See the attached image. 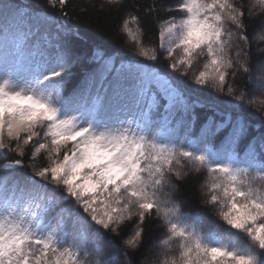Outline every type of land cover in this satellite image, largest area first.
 Here are the masks:
<instances>
[{
    "label": "snow or ice",
    "instance_id": "6c2138e0",
    "mask_svg": "<svg viewBox=\"0 0 264 264\" xmlns=\"http://www.w3.org/2000/svg\"><path fill=\"white\" fill-rule=\"evenodd\" d=\"M69 2L47 0L53 18L0 0V264H264V0L153 4L145 15L169 13L158 45L138 5L85 0L126 11L134 54L163 67L82 33ZM202 170L205 207L185 211L181 184ZM153 214L161 238L141 252Z\"/></svg>",
    "mask_w": 264,
    "mask_h": 264
},
{
    "label": "trees",
    "instance_id": "16d2710c",
    "mask_svg": "<svg viewBox=\"0 0 264 264\" xmlns=\"http://www.w3.org/2000/svg\"><path fill=\"white\" fill-rule=\"evenodd\" d=\"M28 2V0H25ZM33 5L43 9L49 16L55 18L59 16V9H53L47 7V0H31ZM99 2V0H97ZM131 4H136L139 6V11L135 12L136 15L141 17V27L144 29V39L146 43H150L152 45H158V29L156 27L157 21L166 18L169 13L164 11L162 7H158L157 11L152 15H145V10L153 5H172L175 3V0H128ZM248 2V0H245ZM85 0H70L68 6L65 8V11L69 13L70 24L73 26H79L81 32H90L96 33L102 42H107L110 46V49L116 52L118 55L123 56L126 60L140 61L143 63L150 64L155 67H163L165 64V60L163 56L158 58L157 61H146L141 57H138L134 54L135 45L133 42L129 40L127 35L121 31V26L123 20L126 16V11L120 12H99L94 10H89L88 12H81L80 7L84 5ZM175 15H179L178 13H172ZM249 36L251 38V34L253 32V28L249 27ZM130 44V45H129ZM256 47L264 48V42L257 41L256 44L253 45V49ZM179 50L175 55H179ZM166 55V54H164ZM255 59V56H254ZM199 68V65L196 66ZM195 70V69H194ZM74 75L71 79H69L65 85V95L70 94L77 86L79 85L80 80L83 79V69L77 66L73 69ZM191 73L189 77L185 78L190 80ZM237 84L243 86L246 82V77L244 79L237 78ZM250 91H255L254 89H250ZM264 98V97H258ZM200 123L202 121L197 122V129L200 127ZM225 133L221 132L217 137V143L223 138ZM247 141L242 142L241 148H243V144ZM16 158V157H9ZM25 164H30L32 161L29 159V156L26 154L23 158ZM4 163V158L0 157V164ZM37 165H42L43 160L35 161ZM16 171L28 172L30 169H17ZM6 173L0 171V176L5 175ZM207 179L206 171H201L199 174H194L190 176L184 183L181 184V195L178 197L184 201L185 211L189 210V208L196 210L205 207L203 205V188L205 180ZM71 203V202H69ZM136 223L135 218L132 221L126 222L121 226L120 235L121 238L127 237L131 234V231ZM205 223L207 226L216 227L215 222L211 219L209 215L205 216ZM151 231L152 238L151 240H147L144 248H142L141 252L145 249L150 248L156 240L161 238L162 229L160 228L159 221L156 219L155 214H153V218L151 221Z\"/></svg>",
    "mask_w": 264,
    "mask_h": 264
},
{
    "label": "rangeland",
    "instance_id": "374dc122",
    "mask_svg": "<svg viewBox=\"0 0 264 264\" xmlns=\"http://www.w3.org/2000/svg\"><path fill=\"white\" fill-rule=\"evenodd\" d=\"M130 45V44H129Z\"/></svg>",
    "mask_w": 264,
    "mask_h": 264
}]
</instances>
